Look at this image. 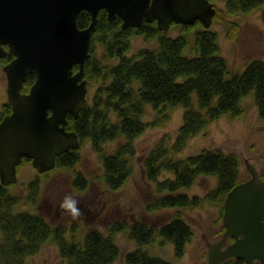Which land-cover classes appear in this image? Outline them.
Masks as SVG:
<instances>
[{"label": "trees", "instance_id": "1", "mask_svg": "<svg viewBox=\"0 0 264 264\" xmlns=\"http://www.w3.org/2000/svg\"><path fill=\"white\" fill-rule=\"evenodd\" d=\"M216 8L214 21L226 24V37L234 38L232 30L240 25L226 16L259 10L264 25V0H220L224 8L216 6L217 0H209ZM96 29L90 39L91 55L84 63V77L88 85L99 82L91 103L82 106L77 118L67 114L66 128L77 133L80 143L89 140L91 148L98 154L103 173L101 179L105 190L120 188L133 172L130 158L136 154L135 140L151 126L161 125L170 119V111L183 108L182 122L171 144L169 137L162 138L153 145L142 160L146 179L153 182L155 197L145 203L146 211L165 207L193 208L203 201L220 206L215 220L221 222L223 200L226 193L240 179V159L234 151L203 149L196 155L174 158L187 141L197 135L207 124L223 115L237 117L242 114L241 100L253 92L258 116L264 120V59L255 58L246 63L240 73H230L227 59L221 55L218 33L202 27L196 21L193 25H180L181 33L169 36L158 30L156 22H143L138 27H121L117 17L107 19L105 10L97 15ZM77 26L86 27L90 22L87 11L77 16ZM193 32L194 55H185L188 34ZM143 37L155 39L157 48H140L128 54L130 39ZM236 39V38H235ZM97 44L102 45L114 64H103L94 57ZM13 55L1 59V64L11 60ZM77 67L74 66V69ZM34 74H29L23 91L33 83ZM195 96L196 101L193 102ZM149 105L155 112L151 122L141 117ZM10 112L8 103L0 109V120ZM111 115L114 116L112 119ZM123 135V140L108 151L107 142ZM80 159L76 149H70L56 157V166L71 168ZM30 159H23V163ZM170 172L171 176H162ZM200 175H212L217 179L215 189L203 196L187 195L183 188L190 187ZM162 176V177H161ZM264 179V174H261ZM87 178L76 174L73 186L87 188ZM40 194V181L36 177L27 185V201L36 204ZM22 196L11 193L0 183V264H28L46 242L57 248L60 264H113L120 251L115 244V235L127 231L136 247L125 253V264H171L167 260L150 254L145 246L153 243L173 245L174 255L181 257L194 231L176 211L168 222L156 226L143 219L129 221L116 217L105 220L104 231L91 227L86 229L81 241L69 240L66 233L75 230L76 223H49L40 213L14 212L13 206ZM224 231L223 225L218 229ZM221 264H245L243 260L231 258ZM252 264H259L258 261Z\"/></svg>", "mask_w": 264, "mask_h": 264}, {"label": "water", "instance_id": "2", "mask_svg": "<svg viewBox=\"0 0 264 264\" xmlns=\"http://www.w3.org/2000/svg\"><path fill=\"white\" fill-rule=\"evenodd\" d=\"M101 9L109 21L119 17L122 28L155 21L163 33L172 23L198 21L208 28L215 14L209 0H0V59L7 52L14 56L2 66L11 108L0 120L3 186L17 181L23 158L42 173L55 166L56 156L79 147L77 134L66 129V116L77 118L87 101L84 63ZM81 11L90 15L83 28L76 22ZM29 74L35 79L22 91ZM246 168L250 177L225 195V230L207 244L209 264L230 258L264 264V180L253 164ZM229 238L233 241L223 247Z\"/></svg>", "mask_w": 264, "mask_h": 264}, {"label": "rangeland", "instance_id": "3", "mask_svg": "<svg viewBox=\"0 0 264 264\" xmlns=\"http://www.w3.org/2000/svg\"><path fill=\"white\" fill-rule=\"evenodd\" d=\"M218 8H224L223 2L216 1ZM229 20L240 25L239 30H232L234 38L226 37V24L213 21L211 30L218 33V42L221 55L228 62L230 73H240L246 63L259 58L264 59V25L260 18V11L255 10L249 13H238L234 16H226ZM180 25L173 24L169 30V36H176L181 33ZM236 38V39H235ZM188 45L184 48L185 55H194L193 32L188 34ZM128 54L135 53L140 48H157L156 40H144L143 37L133 36L130 39ZM94 57L103 64H114L116 59L107 57L102 45L97 44L94 49ZM5 76L0 66V108L6 101ZM3 82V83H2ZM99 82H92L88 86L87 99L91 98ZM5 95V97H3ZM196 98L193 97L195 103ZM243 107L242 114L237 117L223 115L219 119L207 124L197 135L191 137L181 152L172 155L174 158H186L196 155L203 149H221L222 151H234L240 159V179L250 176L246 165L253 164L259 174H264V120L259 119L257 107L254 103L253 92L247 94L241 100ZM141 117L144 122H151L155 118V112L149 105H145ZM183 108L180 106L170 111V119L161 125L151 126L135 140L136 154L130 158L133 165L132 174L126 179L123 185L117 190L107 191L101 179L103 165L97 153L91 148L90 141L84 140L78 153L79 161L71 168L54 167L47 173L39 174L31 163L20 164L17 168V183L7 186L11 193L22 196L19 203L13 206L14 212L29 211L39 212L48 217L53 223L66 222L76 223L75 230L69 229L66 237L69 240L81 241L86 229L97 227L104 233L105 220L109 218L127 219L134 221L143 219L156 226L169 221L172 215L179 211L194 231L192 240L185 246V252L181 257L174 255L171 243H153L145 246V249L152 255H156L171 264H208L207 243L219 239V227L221 222L215 223L219 215L220 206L213 202L203 201L201 205L193 208L188 207H165L159 210L146 211L145 203L155 197L154 183L146 179L142 167V158L147 156L155 143L163 137H169L167 145L172 142L178 127L182 122ZM112 119L114 116L111 115ZM123 139L119 135L116 140L105 144L108 151H111L117 142ZM81 173L87 178L86 189H76L73 186V179L76 174ZM171 176L170 172H163L162 176ZM36 176L40 179V194L38 202L32 204L24 196L27 194V184ZM161 176V177H162ZM217 186V179L212 175H200L194 183L183 188L182 191L189 196L197 194L203 196ZM66 195H72L79 203L92 202V209L85 211V205L80 206L81 215L73 219L69 214L53 218L48 214L45 203L57 204L63 201ZM94 203V204H93ZM115 244L120 254L113 264H125L124 256L128 251L136 247L135 242L128 237L127 231L117 232ZM28 264H60L61 258L58 255L54 243L46 242L41 250L27 259Z\"/></svg>", "mask_w": 264, "mask_h": 264}, {"label": "clouds", "instance_id": "4", "mask_svg": "<svg viewBox=\"0 0 264 264\" xmlns=\"http://www.w3.org/2000/svg\"><path fill=\"white\" fill-rule=\"evenodd\" d=\"M60 207L67 211V213L73 218L77 219L81 215V209L79 207V201L72 195H66L60 204Z\"/></svg>", "mask_w": 264, "mask_h": 264}, {"label": "flooded vegetation", "instance_id": "5", "mask_svg": "<svg viewBox=\"0 0 264 264\" xmlns=\"http://www.w3.org/2000/svg\"><path fill=\"white\" fill-rule=\"evenodd\" d=\"M60 204H61V202L57 203V204H51V203L46 204L45 203L44 205H45L46 209H48V214H50V216L53 218H57V217H61L62 215H68L67 211L60 207ZM79 205L80 206L85 205V207L90 209V211L92 209V202L79 203Z\"/></svg>", "mask_w": 264, "mask_h": 264}]
</instances>
